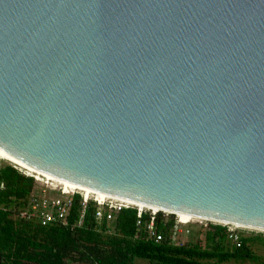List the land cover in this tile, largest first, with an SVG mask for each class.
<instances>
[{
	"label": "water",
	"instance_id": "water-1",
	"mask_svg": "<svg viewBox=\"0 0 264 264\" xmlns=\"http://www.w3.org/2000/svg\"><path fill=\"white\" fill-rule=\"evenodd\" d=\"M0 151L72 189L264 231V0H0Z\"/></svg>",
	"mask_w": 264,
	"mask_h": 264
},
{
	"label": "trees",
	"instance_id": "trees-1",
	"mask_svg": "<svg viewBox=\"0 0 264 264\" xmlns=\"http://www.w3.org/2000/svg\"><path fill=\"white\" fill-rule=\"evenodd\" d=\"M0 180L5 183L0 190V264H140L137 259L148 264H230L257 258L251 244L264 242L258 235H241L238 246L229 239L226 226L208 223L194 243H174L170 239L173 215L165 224L157 223L164 238L156 242L136 225L135 209H122L110 219L99 218L93 201L86 204L78 225L82 210L78 195L73 198L67 225L18 220L10 211L24 204L33 178L5 164L0 166Z\"/></svg>",
	"mask_w": 264,
	"mask_h": 264
},
{
	"label": "built area",
	"instance_id": "built-area-1",
	"mask_svg": "<svg viewBox=\"0 0 264 264\" xmlns=\"http://www.w3.org/2000/svg\"><path fill=\"white\" fill-rule=\"evenodd\" d=\"M2 160L7 161V163H2ZM5 164L11 165L14 169H16L19 173L23 174L24 176L33 178V188L31 192L27 195L24 204L14 206L10 211L11 216L14 219L34 221L38 222L41 225H47L50 223L67 225L69 223L68 216L73 198L78 195L81 198L82 203V210L77 221L78 225L82 223L84 209L89 201H93L95 203L96 215L99 218L105 215L107 219H110L115 213L122 209L133 208L136 210V225L143 228L145 232V237L147 239L156 242L161 241L164 238V234L158 229L157 223L161 222L165 224L171 215H173L174 223L170 230V239L174 243H176L175 239L177 235H179L183 231L188 232V229L186 228L185 230H183L181 228V225H188L195 221L200 223L204 221L206 222L204 225H208V223L213 222L197 218L182 221L180 217H178L176 214L152 211L114 201L105 197L100 199L97 195H94L92 193L72 189L61 184L52 182L50 180L44 179L34 173H31L17 166L11 161L0 158V166L2 167ZM4 188L5 183L3 180H0V190H3ZM217 223L218 222H215L213 224ZM218 224L226 226L229 239H231L233 243L239 246L241 234L238 231V228L241 227L224 223ZM256 231L262 232L264 234L263 230Z\"/></svg>",
	"mask_w": 264,
	"mask_h": 264
},
{
	"label": "rangeland",
	"instance_id": "rangeland-1",
	"mask_svg": "<svg viewBox=\"0 0 264 264\" xmlns=\"http://www.w3.org/2000/svg\"><path fill=\"white\" fill-rule=\"evenodd\" d=\"M2 163H7V161H3ZM169 217V216H168ZM175 217V215H174ZM206 222H192L191 224L188 225H181V228L185 230L186 228L188 229V232H182L176 237V243L181 244V243H194L197 241L198 237H201V232L203 231L207 225H204ZM210 223H215V222H210ZM218 224V223H217ZM238 231L240 232L241 235L243 236H260L261 238H264V234L262 232L256 231L254 229H249L246 227H241L238 228ZM251 249L253 252L257 255V258L255 259H241V260H232L230 264H264V242L262 241H255L254 243L251 244ZM137 262L140 264H148L147 261L137 259Z\"/></svg>",
	"mask_w": 264,
	"mask_h": 264
},
{
	"label": "bare ground",
	"instance_id": "bare-ground-1",
	"mask_svg": "<svg viewBox=\"0 0 264 264\" xmlns=\"http://www.w3.org/2000/svg\"><path fill=\"white\" fill-rule=\"evenodd\" d=\"M0 158H2V159H6V160H8L2 153H1V151H0ZM9 161V160H8ZM98 196V195H97ZM100 199H102V198H104V197H101V196H98ZM177 215V214H176ZM178 217H180V219L182 220V221H186V220H189V219H196V218H192V217H187V216H182V215H177ZM198 219V218H197ZM235 226H237V225H235ZM239 227H244V226H239ZM246 228H249V227H246ZM249 229H253V228H249ZM257 230V229H256Z\"/></svg>",
	"mask_w": 264,
	"mask_h": 264
}]
</instances>
